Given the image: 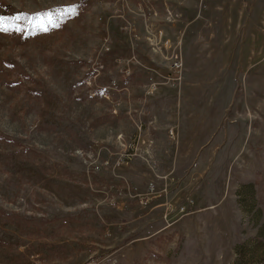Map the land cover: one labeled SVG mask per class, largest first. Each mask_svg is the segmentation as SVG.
<instances>
[{"label": "rangeland", "instance_id": "374dc122", "mask_svg": "<svg viewBox=\"0 0 264 264\" xmlns=\"http://www.w3.org/2000/svg\"><path fill=\"white\" fill-rule=\"evenodd\" d=\"M0 25V264H264V0Z\"/></svg>", "mask_w": 264, "mask_h": 264}, {"label": "built area", "instance_id": "2783aa9c", "mask_svg": "<svg viewBox=\"0 0 264 264\" xmlns=\"http://www.w3.org/2000/svg\"><path fill=\"white\" fill-rule=\"evenodd\" d=\"M177 64H178V62H177V61H176V62H173V65H174V66H177Z\"/></svg>", "mask_w": 264, "mask_h": 264}, {"label": "snow or ice", "instance_id": "6c2138e0", "mask_svg": "<svg viewBox=\"0 0 264 264\" xmlns=\"http://www.w3.org/2000/svg\"><path fill=\"white\" fill-rule=\"evenodd\" d=\"M49 19H50V18H49ZM0 30H4L3 27H2V25H0ZM45 30H47V29L45 28Z\"/></svg>", "mask_w": 264, "mask_h": 264}]
</instances>
